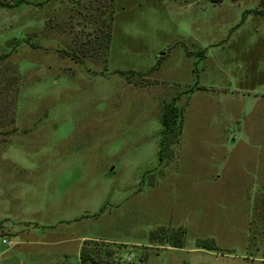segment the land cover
Here are the masks:
<instances>
[{
	"label": "rangeland",
	"instance_id": "obj_1",
	"mask_svg": "<svg viewBox=\"0 0 264 264\" xmlns=\"http://www.w3.org/2000/svg\"><path fill=\"white\" fill-rule=\"evenodd\" d=\"M0 1V264H264V2Z\"/></svg>",
	"mask_w": 264,
	"mask_h": 264
},
{
	"label": "trees",
	"instance_id": "obj_2",
	"mask_svg": "<svg viewBox=\"0 0 264 264\" xmlns=\"http://www.w3.org/2000/svg\"><path fill=\"white\" fill-rule=\"evenodd\" d=\"M264 0H259V5H262ZM0 5H4V2L0 1ZM251 12L256 15H262L264 13V8L262 9H246L242 12L241 18L243 19L245 13ZM107 37V36H106ZM67 53L72 58L76 59L77 56L74 52L68 53L67 51H62ZM201 52H196V56H200ZM78 60L80 58H77ZM76 59V60H77ZM160 62L158 58L155 62V66L150 69H155ZM113 72L120 75H131V74H142V72H136L134 70H120L114 69ZM196 82V79H194ZM189 91V89H188ZM177 96L172 97L167 103L162 106L161 112L159 114V140H158V159H162L161 153H163L164 148L167 145L173 143L177 139L181 131V109L175 105V100ZM160 153V154H159ZM171 245L176 246V243ZM122 246H109L104 241H96L91 239H85L81 242L78 249V264H129L127 258L123 257ZM202 247L211 248L207 244L202 245ZM129 259V258H128Z\"/></svg>",
	"mask_w": 264,
	"mask_h": 264
}]
</instances>
